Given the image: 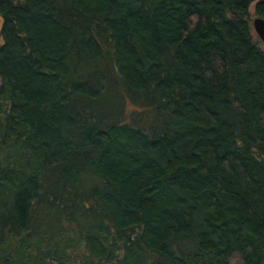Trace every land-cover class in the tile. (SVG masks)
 <instances>
[{
	"label": "trees",
	"instance_id": "obj_1",
	"mask_svg": "<svg viewBox=\"0 0 264 264\" xmlns=\"http://www.w3.org/2000/svg\"><path fill=\"white\" fill-rule=\"evenodd\" d=\"M264 0H0V264H264Z\"/></svg>",
	"mask_w": 264,
	"mask_h": 264
},
{
	"label": "water",
	"instance_id": "obj_2",
	"mask_svg": "<svg viewBox=\"0 0 264 264\" xmlns=\"http://www.w3.org/2000/svg\"><path fill=\"white\" fill-rule=\"evenodd\" d=\"M252 28L260 41L264 43V18L261 16H254L252 19Z\"/></svg>",
	"mask_w": 264,
	"mask_h": 264
},
{
	"label": "rangeland",
	"instance_id": "obj_3",
	"mask_svg": "<svg viewBox=\"0 0 264 264\" xmlns=\"http://www.w3.org/2000/svg\"><path fill=\"white\" fill-rule=\"evenodd\" d=\"M253 14H252V11H251V25H252V19H253ZM1 24H2V20L0 18V29H1ZM254 31V30H253ZM255 33V32H254ZM256 34V33H255ZM0 41H1V37H0Z\"/></svg>",
	"mask_w": 264,
	"mask_h": 264
}]
</instances>
